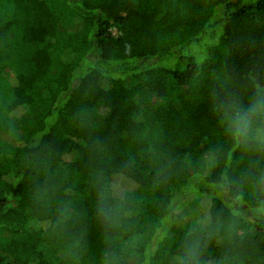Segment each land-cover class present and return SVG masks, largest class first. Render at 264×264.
I'll use <instances>...</instances> for the list:
<instances>
[{"label":"trees","instance_id":"obj_1","mask_svg":"<svg viewBox=\"0 0 264 264\" xmlns=\"http://www.w3.org/2000/svg\"><path fill=\"white\" fill-rule=\"evenodd\" d=\"M262 92L264 0H0V264H264Z\"/></svg>","mask_w":264,"mask_h":264},{"label":"clouds","instance_id":"obj_2","mask_svg":"<svg viewBox=\"0 0 264 264\" xmlns=\"http://www.w3.org/2000/svg\"><path fill=\"white\" fill-rule=\"evenodd\" d=\"M225 123L232 138L240 145L256 144L264 147V92L259 93L247 106L232 103L226 106ZM197 247L191 245L192 249Z\"/></svg>","mask_w":264,"mask_h":264},{"label":"rangeland","instance_id":"obj_3","mask_svg":"<svg viewBox=\"0 0 264 264\" xmlns=\"http://www.w3.org/2000/svg\"><path fill=\"white\" fill-rule=\"evenodd\" d=\"M0 107H2L4 105V100L3 98H0ZM6 138H4L5 140ZM115 185L116 187H118L120 190H126L127 188L131 189V185L124 179L122 178H117L115 181Z\"/></svg>","mask_w":264,"mask_h":264}]
</instances>
